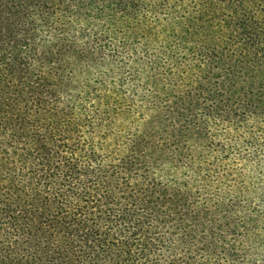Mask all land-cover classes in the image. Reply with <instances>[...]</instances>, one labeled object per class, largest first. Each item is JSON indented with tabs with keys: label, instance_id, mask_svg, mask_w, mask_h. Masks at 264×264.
<instances>
[{
	"label": "trees",
	"instance_id": "obj_1",
	"mask_svg": "<svg viewBox=\"0 0 264 264\" xmlns=\"http://www.w3.org/2000/svg\"><path fill=\"white\" fill-rule=\"evenodd\" d=\"M260 252L264 0H0V264Z\"/></svg>",
	"mask_w": 264,
	"mask_h": 264
},
{
	"label": "rangeland",
	"instance_id": "obj_2",
	"mask_svg": "<svg viewBox=\"0 0 264 264\" xmlns=\"http://www.w3.org/2000/svg\"><path fill=\"white\" fill-rule=\"evenodd\" d=\"M261 253H264V252H260V253H258L259 254V257H260V255H261ZM249 258H247V261H249L250 262V264L252 263V264H261V262L262 261H256V260H254V258H251V255L250 256H248ZM261 258V257H260ZM256 262V263H255Z\"/></svg>",
	"mask_w": 264,
	"mask_h": 264
}]
</instances>
